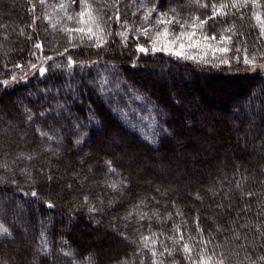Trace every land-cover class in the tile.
Listing matches in <instances>:
<instances>
[{"label": "trees", "instance_id": "1", "mask_svg": "<svg viewBox=\"0 0 264 264\" xmlns=\"http://www.w3.org/2000/svg\"><path fill=\"white\" fill-rule=\"evenodd\" d=\"M88 4L0 0V264H264V0ZM171 9L196 59L151 51Z\"/></svg>", "mask_w": 264, "mask_h": 264}, {"label": "snow or ice", "instance_id": "2", "mask_svg": "<svg viewBox=\"0 0 264 264\" xmlns=\"http://www.w3.org/2000/svg\"><path fill=\"white\" fill-rule=\"evenodd\" d=\"M196 3H199V0H195ZM76 0H69V4H75ZM81 4L83 6V11H81L80 13H78V16L80 17L79 22L80 23H85L84 21V17L88 16L89 21H91L92 23L96 24V27L100 30L103 31L102 29H100V26L98 23H96L95 17L92 16L91 14V5L88 4V0H81ZM202 7H207V5H201ZM65 7V5H61V8L63 9ZM214 11H213V16L209 17V19H214L216 15H227V13H225L223 11L224 8L228 7V5L223 4L220 6V8H216L215 5L212 6ZM232 7H237L236 4H233ZM155 11V8L149 9L147 15L144 17L145 21H148L149 18L151 17V13ZM171 12L173 13V16L169 19H164L165 16H167V13L161 14L160 18H158L157 20V25L160 24H164V25H171L173 23L179 24L180 26V32L176 33V34H171L172 35V39H168V37L170 36L169 33V29L166 26L162 32H157L156 34V39L152 40L151 43V51L152 52H157V51H164L167 54L170 55H174L178 58H183V59H196V57L194 56H190V55H186L185 54V41H188V47H198L199 46V41L197 40H193V37L196 35L195 32V28L197 27V25L193 24L192 25V31H185V24L181 23V21L179 19L176 18V9H171ZM74 17L73 16H68L69 20H72ZM109 19H111V17H109ZM197 19H199V17H197ZM257 21H260L261 18L259 15L256 16ZM120 20V16L119 14L116 15V21L119 22ZM207 23V20H201L200 24L198 25L199 28H203L204 24ZM229 29H225V31H228ZM67 31L71 32L73 31L72 29H67ZM75 31L79 32V33H85V29L83 27L77 28L75 29ZM140 34H142L145 37L149 36V32L151 31V29L149 28H144L142 31L140 29L137 30ZM87 34H88V39L91 40L93 38V36H96V33L93 32V29L91 27L87 28ZM118 35H120L125 41L127 40L128 37V33L127 32H121L118 33ZM163 36L164 40L161 41L160 37ZM261 36H264V25H262L261 27ZM99 39V43H97L95 46L96 47H101L104 43L103 39H100L99 37H97ZM136 39H139V36L136 37ZM215 40L216 36L215 34H213L211 37L208 36H204V40ZM227 39L229 42L231 41V37H221V40H225ZM72 37H69V42H71ZM175 45H178V48L174 47ZM37 48H40L41 45L37 44L36 45ZM137 50L139 52L145 53L147 54L149 51V48H146L142 45H138L137 46ZM226 49H220V51H225ZM47 59H51V57H48ZM255 61V57H253L252 59H248L247 57H245V63L248 64H254ZM226 62V61H224ZM69 66H71L72 64H74V61L71 60V58H69ZM19 66V65H18ZM32 67H36V65H32ZM46 72V69L41 67L39 68V73L41 75H43ZM14 79V77H13ZM109 85V81L107 79H103L100 82H98L97 86L101 89L107 88ZM29 119H31V117H29ZM42 136H48V133H44L41 132ZM49 139H51V137H48ZM110 164V162H109ZM110 170H114V169H110ZM113 187H115V185H112ZM33 196L36 195L35 192L32 193ZM49 207H52V205H48ZM7 233V229L2 228V226H0V235H3ZM182 238V237H181ZM145 241H147L149 238L145 237L144 238ZM154 242V241H153ZM145 246H147V244H145ZM185 252H190L191 250L185 245L184 248ZM153 255H155V253H153ZM220 264H223V262L221 261Z\"/></svg>", "mask_w": 264, "mask_h": 264}, {"label": "rangeland", "instance_id": "3", "mask_svg": "<svg viewBox=\"0 0 264 264\" xmlns=\"http://www.w3.org/2000/svg\"><path fill=\"white\" fill-rule=\"evenodd\" d=\"M174 47L178 48V45H175ZM186 47H188V45H186ZM45 62L46 59L40 54L36 53L35 60L28 62L25 66L24 65L17 66V68L13 71V75L10 78L9 82H12L13 80L16 79L24 80L31 77L35 73H39V68L41 67L45 68ZM33 64L36 65V67H32Z\"/></svg>", "mask_w": 264, "mask_h": 264}]
</instances>
